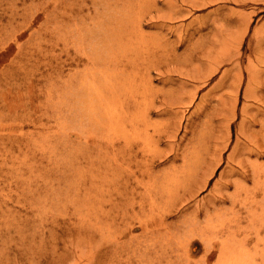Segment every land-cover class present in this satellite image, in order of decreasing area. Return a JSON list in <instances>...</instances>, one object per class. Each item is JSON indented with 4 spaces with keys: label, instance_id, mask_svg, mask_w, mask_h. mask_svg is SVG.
I'll return each instance as SVG.
<instances>
[{
    "label": "rangeland",
    "instance_id": "1",
    "mask_svg": "<svg viewBox=\"0 0 264 264\" xmlns=\"http://www.w3.org/2000/svg\"><path fill=\"white\" fill-rule=\"evenodd\" d=\"M172 1L176 8L191 11L165 19V33L153 23L168 12L164 0H151L133 16L140 20L142 33L127 42L135 66L128 63L125 91L118 93L121 102L111 104V113L116 114L111 125L109 120L95 119L87 108L92 104L86 96H93L86 93L81 79L87 60L75 63L82 43L76 41V46L67 33L72 27L96 30L92 0L79 1L77 7L82 8H72L78 0H0V112L9 111L7 101L16 103L14 92L21 86L20 91L27 94L24 100L32 97L47 105L51 96V103L60 105L61 122L56 124L50 118L45 129H40L57 135L50 140L42 139L40 130L31 125L18 128L16 138L22 140L21 146L32 143L25 151L19 150L17 142L10 148L0 145V264H140L135 255L140 252V87L144 83L140 81V48L154 52L162 69L179 64L175 56L181 61L179 70L171 72L170 82L160 79V68L150 69L155 90L162 94L178 87L174 79L179 75L186 78L185 73L195 66H206L211 58L205 54L206 41L218 33V27L223 26L225 32L237 29L235 22L223 16L246 14V20L251 19L250 34L264 25L263 3L198 0V5H192ZM153 15L156 17L150 21ZM207 24L212 31L203 38L197 29ZM128 26L133 28L134 20ZM172 27L176 30L171 31ZM194 30L191 40L179 41L180 35ZM85 42L86 50L94 43ZM31 50L33 55H25ZM210 87L199 91L191 108L200 107L193 117V129L201 139L191 146L200 148V155L214 129L227 135L231 118L229 111L201 103L205 97L204 103L214 104L221 95L210 92ZM227 92L234 94L235 90ZM154 120L163 123L167 117ZM232 131L235 133L234 127ZM31 132H37L33 138L28 137ZM121 243L124 251H115L114 245Z\"/></svg>",
    "mask_w": 264,
    "mask_h": 264
},
{
    "label": "bare ground",
    "instance_id": "2",
    "mask_svg": "<svg viewBox=\"0 0 264 264\" xmlns=\"http://www.w3.org/2000/svg\"><path fill=\"white\" fill-rule=\"evenodd\" d=\"M79 1L72 8H82L77 7ZM150 1L92 0L98 19L96 30L72 27L67 31L76 46L82 43L81 49L77 48L79 56L73 60L77 65L83 58L87 60L81 79L86 93L93 94L86 96L92 104L87 108L97 120H109L111 125L115 121L111 104L121 102L119 94L125 91L124 74L128 63L133 62L135 66L126 45L133 35L142 33L140 20L133 16ZM182 1L192 5L199 3L198 0ZM220 1L264 4V0ZM164 3L168 12L161 21H153L162 33H165V19L179 18L191 11L176 8L172 0H164ZM137 5L140 8H134ZM245 15L223 16L235 22L237 29L225 32L223 26L218 27L213 38H208L212 25L198 28L201 36L209 39L205 54L211 58L206 66H195L191 72L184 70L186 78L179 75L174 79L178 87L162 94L155 90L150 69L160 68V79L170 82L171 72L179 70L181 61L175 56L179 64H168L162 69L161 61L154 60V52L140 48V81L144 82L140 87V252L135 254L140 257V264H264V25L250 34L251 19L246 20ZM153 17L156 16H151L150 21ZM130 19L134 20L133 28L128 26ZM217 20L222 21V18ZM137 24L140 30L136 29ZM195 33L196 30L178 39L180 42L191 40ZM87 39L94 42L88 50ZM33 52L25 55H33ZM24 79H28L27 73ZM210 85V92L221 95L214 104L204 103L205 97L201 103L219 106L221 112L229 111L231 118L227 135L214 129L207 137L204 155H200V148L191 147L201 136L193 129V117L200 107L191 108L199 91ZM189 86L193 87L192 91ZM20 87L14 92L16 103L7 101L9 111L0 112V131L3 132L0 145L10 148L17 142L19 150L25 151L32 143L22 147L16 130L25 125L44 130L50 118L60 125V105L52 104L51 96L47 105L35 102L32 97L24 100L27 94L22 93ZM228 97L232 98L231 102ZM156 116H166L167 120L155 121ZM117 119L120 120L118 116ZM42 130L39 132L42 139L57 136ZM36 133L31 132L28 137L33 138ZM35 142L39 143L38 138ZM205 190L208 192L200 196ZM114 250L124 251V243L114 245Z\"/></svg>",
    "mask_w": 264,
    "mask_h": 264
}]
</instances>
